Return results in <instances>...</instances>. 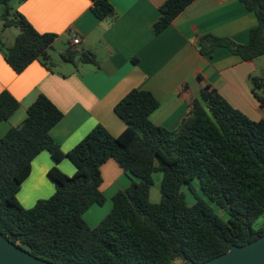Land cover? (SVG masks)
I'll return each instance as SVG.
<instances>
[{
  "label": "trees",
  "instance_id": "16d2710c",
  "mask_svg": "<svg viewBox=\"0 0 264 264\" xmlns=\"http://www.w3.org/2000/svg\"><path fill=\"white\" fill-rule=\"evenodd\" d=\"M4 7V27H17L14 42L3 45L7 63L16 73L44 58L57 34L40 33L11 6ZM26 0H18L24 2ZM97 18L114 22L119 17L109 0H89ZM194 0H166L154 24L165 30ZM258 20L249 41L204 34L197 47L212 55L219 47L245 61L264 56V0H240ZM63 62L94 63L90 51L69 46L60 53ZM196 94L188 83L179 93L188 103L176 126L157 125L152 115L160 107L151 91L133 89L115 106L125 122L119 135L97 125L69 152L54 142L50 130L63 112L45 94L28 107L24 121L0 138V232L33 255L56 264H184L201 263L264 235V119L255 121L231 105L200 73ZM249 85L264 109V72L251 74ZM19 101L7 90L0 93V122L9 119ZM47 151L55 163L67 158L75 167L71 176L53 166L48 175L55 192L25 208L18 199L32 162ZM115 160L131 185L112 197V208L95 227L84 214L94 204L104 205L102 166ZM161 174L159 202L151 200L154 175ZM199 184L201 195L195 193ZM193 193L190 204L184 191ZM224 209L223 219L212 204Z\"/></svg>",
  "mask_w": 264,
  "mask_h": 264
},
{
  "label": "crops",
  "instance_id": "0c3cea01",
  "mask_svg": "<svg viewBox=\"0 0 264 264\" xmlns=\"http://www.w3.org/2000/svg\"><path fill=\"white\" fill-rule=\"evenodd\" d=\"M109 1L119 14L112 23L97 18L89 0L16 3L13 8L38 32L54 33L58 37L49 50L48 67L41 57L16 73L0 50V93L7 90L19 101L13 115L0 122V138L24 121L28 107L40 94L47 95L63 112L50 135L65 153L97 125L119 136L126 124L115 112V106L133 89L151 91L161 104L152 120L157 125L172 128L188 111V103L180 95L179 87L188 83L197 94L198 73L251 119H264V109L248 81L249 75L264 72L260 58L245 61L223 47L205 56L197 47L198 38L204 34L229 37L243 44L249 41L250 30L258 20L240 0H194L159 34L154 32V24L166 0ZM75 37L80 38L77 45L72 44ZM57 42L64 44L60 53L69 46L90 51L99 65L54 62L52 53ZM53 166L69 176L75 173L74 165L67 158L55 163L47 151H42L33 160L31 174L18 193L23 207L32 208L39 200L54 194L55 187L48 175ZM101 170V190L106 202L94 204L84 214L91 227L97 226L110 212L112 197L132 183L131 177L113 159ZM160 198L161 194L151 199L159 202Z\"/></svg>",
  "mask_w": 264,
  "mask_h": 264
},
{
  "label": "water",
  "instance_id": "95a60500",
  "mask_svg": "<svg viewBox=\"0 0 264 264\" xmlns=\"http://www.w3.org/2000/svg\"><path fill=\"white\" fill-rule=\"evenodd\" d=\"M0 264H56L33 255L0 232ZM184 264H264V235L244 245H233L227 252L210 260Z\"/></svg>",
  "mask_w": 264,
  "mask_h": 264
},
{
  "label": "rangeland",
  "instance_id": "374dc122",
  "mask_svg": "<svg viewBox=\"0 0 264 264\" xmlns=\"http://www.w3.org/2000/svg\"><path fill=\"white\" fill-rule=\"evenodd\" d=\"M18 0H12L11 1V6L14 7L16 5ZM4 13V7H0V42L3 45H9L11 43L14 42L15 37L18 35L19 33V28L17 27H9V28H5L4 27V20H3V15ZM54 53L55 54L53 61H60V52L64 49V44L61 42H57L56 46H55ZM53 50H51L50 52H52ZM53 62V63H54ZM260 64H264V56L260 58ZM54 65V64H53ZM55 67V65H54ZM160 180H161V174L160 173H156L154 175V181L155 184L152 187V193H151V198H155L156 195H159L160 197ZM194 189H195V193L201 195V191L199 189V184L197 181H195L194 183ZM184 191L186 193L187 196V201L192 204L195 201V197L193 195L192 192H190L187 188H184ZM152 200V199H151ZM153 201V200H152ZM212 206L214 207V210L225 220L228 219V215L225 212L224 209L220 208L219 206H217L216 204L211 203ZM264 222V217L260 218L259 221L255 224V227H258L260 224H262Z\"/></svg>",
  "mask_w": 264,
  "mask_h": 264
},
{
  "label": "built area",
  "instance_id": "2783aa9c",
  "mask_svg": "<svg viewBox=\"0 0 264 264\" xmlns=\"http://www.w3.org/2000/svg\"><path fill=\"white\" fill-rule=\"evenodd\" d=\"M80 43V38L79 37H75V38H73V40H72V44L73 45H77V44H79Z\"/></svg>",
  "mask_w": 264,
  "mask_h": 264
}]
</instances>
